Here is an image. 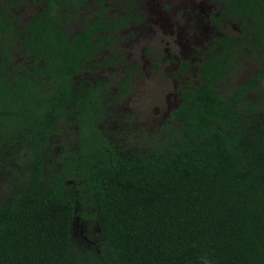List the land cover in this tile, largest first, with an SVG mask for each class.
Segmentation results:
<instances>
[{
	"label": "trees",
	"instance_id": "1",
	"mask_svg": "<svg viewBox=\"0 0 264 264\" xmlns=\"http://www.w3.org/2000/svg\"><path fill=\"white\" fill-rule=\"evenodd\" d=\"M43 1L21 28L0 11V264H264V52L227 94L236 59L211 55L178 126L125 148L107 82L74 79L113 29L70 38L68 1Z\"/></svg>",
	"mask_w": 264,
	"mask_h": 264
},
{
	"label": "rangeland",
	"instance_id": "2",
	"mask_svg": "<svg viewBox=\"0 0 264 264\" xmlns=\"http://www.w3.org/2000/svg\"><path fill=\"white\" fill-rule=\"evenodd\" d=\"M168 1L174 7L176 0ZM206 4L208 5V0H185L184 8L180 9L182 10L181 13L184 14V20L193 18L194 24L203 36L198 39L200 41L210 36V29L206 27V22L202 20L197 21V12L201 14L206 12ZM44 6L43 0H0V11H4L5 7H8L9 10L5 11L4 16L8 21L14 22L13 24L16 26L22 25L25 18L37 14ZM113 9L110 12L114 13L112 15L121 14L120 11H123L121 6ZM169 15L173 20L175 19L173 11H170ZM236 23L234 21L229 26L227 25L226 34L233 35L239 31L236 28ZM62 25L67 28L68 32H72L65 22ZM131 32L134 34H131ZM138 32L136 29H128L118 34L123 42H116L108 48L111 51H115V56H112L107 48H102V45L94 56V64L90 68L89 66L87 67L88 71L82 72L76 77L77 84L81 82H107L105 91L107 93L108 106L106 107L102 127L109 132H116L117 135L109 136L113 139L117 137L122 147L131 148V143L135 142L137 150L146 146L149 137L152 135H135V133L142 134L141 131L156 132L168 107L175 104V99L181 87L186 83L194 84L195 82L193 78L194 67H190L187 73L183 74V78H175L172 75L176 64L168 62L176 60L174 58L180 54L179 43L177 42L178 35L175 32V28L167 31L159 28L157 29V33L147 32L146 36H143L141 39L129 41ZM180 32H183L179 33L180 40L185 41L184 36H187L185 35L187 34L186 29H180ZM221 32L222 29L220 30ZM113 37L115 38L116 34ZM11 39V36H9L8 40ZM160 40H163V42L158 44L157 42H160ZM1 41H4L2 37ZM15 45L18 48L13 51V55L19 61L25 52L24 48L20 47L17 39ZM201 46V43H197L187 53V60L190 63L195 64L202 56L203 53L200 51ZM143 47L152 48L153 50L158 48L161 55L156 57V59L159 63L149 62L148 54L142 51ZM113 57H119V62L113 59ZM162 58H164V62ZM102 61L103 64H101ZM236 61L239 67L234 77L227 80L224 78L221 81L219 87L222 90H229L231 85L240 84L242 81H245L248 77L245 74L249 71L248 74L250 75V68L256 64L254 59H237ZM4 63L6 64L7 62L1 61L0 67L5 65ZM135 64L139 67V71L137 72L129 69ZM170 68L172 70H169ZM133 74L134 76L130 78ZM126 75L129 78L127 80L124 79ZM1 198L2 195L0 194V200Z\"/></svg>",
	"mask_w": 264,
	"mask_h": 264
},
{
	"label": "flooded vegetation",
	"instance_id": "3",
	"mask_svg": "<svg viewBox=\"0 0 264 264\" xmlns=\"http://www.w3.org/2000/svg\"><path fill=\"white\" fill-rule=\"evenodd\" d=\"M67 1L69 10L64 22L72 31L71 33L69 32L70 38L74 36L76 31L79 32L78 30L80 29L85 30L89 27V24H93V22H96L97 25H104L106 22L110 25V28L113 29L109 33H107L105 29H99L98 36L95 38L96 43L97 41L99 42L101 38H109H107L102 44L98 43V45H96L91 59L87 60L85 67H83L84 71L82 70V72L88 71L87 67L89 66L90 68L94 64V56L102 45V48L105 47L108 49L111 44H115L119 41L123 42L122 38L118 36L122 31L128 29L138 30L139 32L137 35L133 38L131 37L129 40L132 41L141 39L143 36H146L147 32L157 33V29L159 28L164 31L175 28V32L178 35L177 42L179 43L180 54L174 58L176 60L168 62L176 64L172 75L175 78H183V74H186L190 67H194L195 72L193 78L195 82L194 84L186 83L181 87L177 98L175 99V104L169 106L164 113L160 126L156 131L157 133L141 131L142 134L136 132L135 135H164L163 131H166V125L171 124L173 128L178 126L180 120L173 119L172 116L183 103L184 91L188 89H196L200 85L202 80V69L207 64L211 55L223 54L224 49L227 47V52H229L236 60L254 59L256 61V64L250 68V75L248 74V71L247 74H245L248 75L247 79L240 84L231 85L229 90H222V88L219 87L220 84H217L220 93L227 94L237 86L244 85L257 72L261 54L264 52V0H253L252 4L258 6V14L256 13L253 16H246V14L242 12V8L248 7L249 0H208V5L206 4V12L203 14L197 12V21H205L206 27H209L210 29V36L204 38L202 41L198 40L203 36L194 24L193 18L184 20V14L181 13L182 10L180 9L184 8L185 0H176L174 7L171 6V3L168 0H81L78 5L75 4V0ZM117 6H121L123 11H120L121 14L112 15L114 13H110L111 10H114L113 8H116ZM136 9L138 10L136 11ZM236 9L239 11L235 12ZM8 10V7H5L4 11ZM41 10L42 9H40V11ZM170 11H173L175 17L174 20L169 15ZM33 16L34 15L25 18L22 25H19L18 28L24 27ZM234 21L237 22L236 28H238L239 31L233 35L226 34L227 25L229 26ZM255 23L259 24V27H257L258 32H260V29L262 30L257 37L255 35ZM180 29H186L187 34L185 35L187 36H184L185 41L180 40L181 37L179 33H183L180 32ZM221 29L222 32L220 33ZM115 34L116 37L114 38L113 36ZM131 34L134 33L131 32ZM162 42L163 40H160V42L157 43L160 44ZM197 43L202 44L200 51H202L203 54L200 59L193 64L187 60V53L193 45H197ZM108 50L112 56H115V51ZM142 51L148 54L149 62L159 63L156 59V57L161 55L158 48L153 50L152 48L143 47ZM26 59L27 57L23 53V56L19 61ZM113 59H116L119 62L120 58L113 57ZM154 59L156 60L154 61ZM1 61L5 60L1 57L0 62ZM15 61H18V59H15ZM162 61H165L164 58H162ZM101 64H103V61ZM233 65L236 70L231 76H227L226 80L234 77V74L239 67L237 61H235ZM129 69H132L135 72L139 71V67L136 64ZM169 70L172 69L170 68ZM133 76L134 74L131 75L130 78ZM76 77H74V79ZM124 79L127 80L129 78L126 75V78Z\"/></svg>",
	"mask_w": 264,
	"mask_h": 264
}]
</instances>
